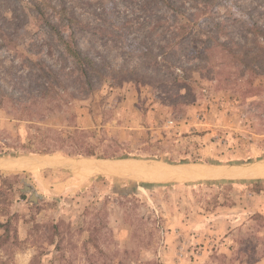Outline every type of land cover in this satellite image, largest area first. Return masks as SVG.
<instances>
[{
    "label": "rangeland",
    "instance_id": "obj_1",
    "mask_svg": "<svg viewBox=\"0 0 264 264\" xmlns=\"http://www.w3.org/2000/svg\"><path fill=\"white\" fill-rule=\"evenodd\" d=\"M255 23L264 26V0H0V159L264 165V74L246 93L242 79L222 82L202 68L223 60L208 38L254 46ZM70 28L104 78L67 74L73 62L59 36ZM43 65L58 70L57 92L34 102L28 88L37 93ZM120 66L136 73L115 84L107 75ZM235 68L225 70L239 76ZM186 69L188 105L160 86L161 74ZM75 128L85 132L79 141H64ZM74 145L95 154L67 153ZM86 167H0V222L11 219L0 264H264V183H251L264 175L192 181ZM54 183H63L58 195L46 192Z\"/></svg>",
    "mask_w": 264,
    "mask_h": 264
},
{
    "label": "trees",
    "instance_id": "obj_2",
    "mask_svg": "<svg viewBox=\"0 0 264 264\" xmlns=\"http://www.w3.org/2000/svg\"><path fill=\"white\" fill-rule=\"evenodd\" d=\"M257 23H255L254 28L250 30L255 39L254 46H243L239 43H234L235 46H231V38L227 37L223 40L221 39L219 33H215L210 38H208L207 43L210 44L211 42H214V47L219 48V53L221 54V57L223 59L220 60V62H217V64L215 65L208 64L202 66V68L204 67L203 69L206 71L209 77H216L219 81L222 82L231 79H242L245 84L250 85L246 88V93L253 89V86H255V79L258 78V76L264 74V26L258 25ZM66 26L69 28L72 27V24L69 23ZM70 29H72L70 36H64L63 34H60L59 36L60 43L63 45L64 54L70 56L73 62V66L69 70L70 72H68L67 74H71V72H77L78 78H82L83 80H85L84 83H91V76L93 75H97L98 78H104L106 74L103 70L102 65L94 61L93 58L87 56L84 53V50L80 48L79 44L76 42L75 28ZM228 65H230L231 68L236 67L235 69L240 71L243 76L238 71L236 72L239 76L235 77L232 73L226 72L225 69L228 67ZM38 71L40 72L41 77L44 78V81L39 84L37 93L34 94L33 89L28 88L29 95H31V93L34 95L32 97L34 98V102L40 98L45 99V97L47 96L46 93H48L50 90L57 92L56 84L52 83V79L58 74V70L52 68L51 66L43 65L38 67ZM245 72H248L249 76L244 79ZM135 73L136 72L134 68L120 66L119 68H109V74L107 75V77L112 78L114 80L113 83L120 84L128 79H132L135 76ZM160 78V86L176 88L179 103L181 102L185 103V105H188L194 101L192 98L194 83L192 78H190L189 76L188 69L183 70V72L181 73H176L173 71L171 73L169 72L167 74H161ZM70 85L71 84L67 83L66 85L62 86V88L66 91L69 89L68 87H70ZM261 86L262 85L260 83L256 88H259ZM71 95L73 94L70 92V97H72ZM37 113L39 115V118L44 117V114H40L42 112ZM84 133L85 132L83 130L75 128L73 132L69 133L62 139L65 141L71 138L74 139V142H78L80 136H82ZM74 147L76 148H74L73 151L71 150L67 153L76 155L95 154V150L89 148L83 149L82 146L77 145H74ZM56 150L59 149L52 150V152H55ZM5 179L6 178H4V180ZM251 183L255 191H261V186L264 181H254ZM31 200L32 202L36 201V199ZM0 227H2L4 231L2 233V236L0 237H7L9 235V231L11 230V219L8 218L5 222H0ZM16 232L17 233L15 235V238L18 237V227H16Z\"/></svg>",
    "mask_w": 264,
    "mask_h": 264
},
{
    "label": "water",
    "instance_id": "obj_3",
    "mask_svg": "<svg viewBox=\"0 0 264 264\" xmlns=\"http://www.w3.org/2000/svg\"><path fill=\"white\" fill-rule=\"evenodd\" d=\"M93 162H99L105 165V168L118 167L123 173H133L134 170L145 167L146 172L150 174L161 173L168 178H184L192 181L209 180V179H236L251 178L264 175V165L246 166L233 169H225L222 166L216 167L212 171H202L190 168L188 165L173 164L161 160L149 161L139 158H77L66 157L63 155L51 156H19L3 157L0 159V167L11 165H30V166H51V167H79L88 166ZM224 168V169H223ZM100 169V168H98ZM108 170V169H106ZM169 173H173L169 176Z\"/></svg>",
    "mask_w": 264,
    "mask_h": 264
},
{
    "label": "bare ground",
    "instance_id": "obj_4",
    "mask_svg": "<svg viewBox=\"0 0 264 264\" xmlns=\"http://www.w3.org/2000/svg\"><path fill=\"white\" fill-rule=\"evenodd\" d=\"M103 167H106L105 165H103L102 163H99V162H93L91 164L88 165V168L87 170H90V171H93V169H98V168H103ZM105 169H111V168H105ZM112 170L116 171V172H122V169L118 168V167H115V168H112Z\"/></svg>",
    "mask_w": 264,
    "mask_h": 264
},
{
    "label": "crops",
    "instance_id": "obj_5",
    "mask_svg": "<svg viewBox=\"0 0 264 264\" xmlns=\"http://www.w3.org/2000/svg\"><path fill=\"white\" fill-rule=\"evenodd\" d=\"M39 182V181H38ZM53 186H50L48 190H46L47 193L50 195H58L57 191H60L64 188L63 183H58V184H52Z\"/></svg>",
    "mask_w": 264,
    "mask_h": 264
}]
</instances>
